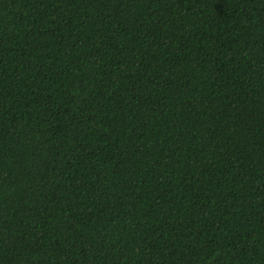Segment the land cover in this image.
Instances as JSON below:
<instances>
[{
    "label": "trees",
    "instance_id": "1",
    "mask_svg": "<svg viewBox=\"0 0 264 264\" xmlns=\"http://www.w3.org/2000/svg\"><path fill=\"white\" fill-rule=\"evenodd\" d=\"M0 264H264V0H0Z\"/></svg>",
    "mask_w": 264,
    "mask_h": 264
}]
</instances>
